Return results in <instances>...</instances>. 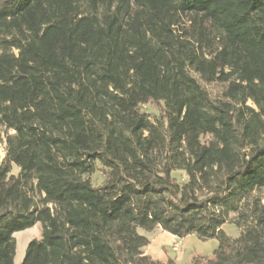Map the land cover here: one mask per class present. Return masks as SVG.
I'll return each instance as SVG.
<instances>
[{"label": "trees", "instance_id": "trees-1", "mask_svg": "<svg viewBox=\"0 0 264 264\" xmlns=\"http://www.w3.org/2000/svg\"><path fill=\"white\" fill-rule=\"evenodd\" d=\"M2 143L0 264H264V0H0Z\"/></svg>", "mask_w": 264, "mask_h": 264}, {"label": "rangeland", "instance_id": "rangeland-1", "mask_svg": "<svg viewBox=\"0 0 264 264\" xmlns=\"http://www.w3.org/2000/svg\"><path fill=\"white\" fill-rule=\"evenodd\" d=\"M142 110L154 112L158 106L154 103H147L141 106ZM4 155V144H0V158ZM264 194V192H263ZM222 229L226 234L236 237L239 234L238 228L232 223H225ZM162 230L147 233L149 243L143 248L148 254L157 260H164L167 256L173 257L179 264L187 263L192 256H210L217 247L216 238L200 239L194 234H188L182 238H177L175 243L170 240V234H162ZM143 233L142 230H139ZM41 235V224L35 223L33 226L17 231L13 234L15 238L14 264H20L25 252L26 245L32 239H38ZM175 247V248H174ZM173 248V250H172Z\"/></svg>", "mask_w": 264, "mask_h": 264}, {"label": "crops", "instance_id": "crops-1", "mask_svg": "<svg viewBox=\"0 0 264 264\" xmlns=\"http://www.w3.org/2000/svg\"><path fill=\"white\" fill-rule=\"evenodd\" d=\"M161 232H162V234L167 233V232H165V231H161ZM168 234H169V233H168ZM176 239H177V237H175L174 235H171V234H170V240H173L172 244L175 243ZM172 250H173V248H172ZM144 252H145V254H148V252H147L146 250H145ZM148 255H149V254H148ZM168 257H169V256H167L166 259H167ZM172 258H173V257H172ZM166 259H164V260H166ZM164 260H160V261H164Z\"/></svg>", "mask_w": 264, "mask_h": 264}, {"label": "built area", "instance_id": "built-area-1", "mask_svg": "<svg viewBox=\"0 0 264 264\" xmlns=\"http://www.w3.org/2000/svg\"><path fill=\"white\" fill-rule=\"evenodd\" d=\"M175 248V247H174Z\"/></svg>", "mask_w": 264, "mask_h": 264}]
</instances>
